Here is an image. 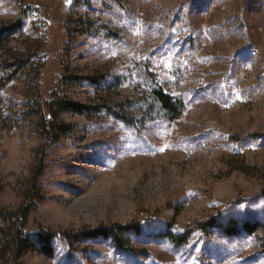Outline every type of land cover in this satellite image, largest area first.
Listing matches in <instances>:
<instances>
[{"label": "rangeland", "instance_id": "obj_1", "mask_svg": "<svg viewBox=\"0 0 264 264\" xmlns=\"http://www.w3.org/2000/svg\"><path fill=\"white\" fill-rule=\"evenodd\" d=\"M75 1L0 0V62L30 69L0 91V207L41 168L24 234L137 231L0 264H264V0ZM54 90L80 111L50 141Z\"/></svg>", "mask_w": 264, "mask_h": 264}, {"label": "trees", "instance_id": "obj_2", "mask_svg": "<svg viewBox=\"0 0 264 264\" xmlns=\"http://www.w3.org/2000/svg\"><path fill=\"white\" fill-rule=\"evenodd\" d=\"M79 0H76L77 3ZM23 14L20 13L14 22L9 24L8 26H4L0 28V51L4 49L5 44H7L8 36L14 31L20 29L23 25ZM67 23V22H66ZM65 23V27L67 29V24ZM67 33L69 35V30L67 29ZM18 55V54H17ZM25 53L19 54L18 56H12V59L8 61L0 62V73L9 72L4 77L0 78V91L5 87V85L12 80L18 73V71L24 70L28 73L30 69L27 68L29 65V58H24ZM11 60V62H9ZM11 69H14L13 71ZM32 70V69H31ZM37 70L33 73L36 74ZM62 81V79H61ZM56 90L52 92V95L48 98L45 106L48 115L51 120L47 122L44 126H42V135L46 139L52 141L57 139L60 133H63L65 128L56 124V118L61 111H72L79 113V108L75 105H66L64 101L58 100L55 96ZM155 99L160 103L161 107L173 116L177 115V111L172 102V98L163 94L162 92H155ZM1 97H0V105H1ZM42 175V170L39 168L36 171V175L33 177L31 184L29 186L28 191V199L25 203L21 205L15 212H9L0 207V220L3 223L10 224V230L8 233H4V230H0V234H3V239H0V259L6 257H12L14 260L20 259L22 256L27 253H31L34 251H38L45 257H52L53 248L52 242L56 239H64L68 245H71L77 241H85L95 239L97 237H103L105 239L111 240V242L117 248H123L122 237L124 233H134L137 231V225L133 224H123L116 225L108 228H96L91 230L81 231L76 235H69L64 232H49V231H41L34 235L24 234L23 226L35 208L36 202L38 201V196L35 193V186L37 179ZM36 201V202H35ZM6 234V236H5Z\"/></svg>", "mask_w": 264, "mask_h": 264}, {"label": "snow or ice", "instance_id": "obj_3", "mask_svg": "<svg viewBox=\"0 0 264 264\" xmlns=\"http://www.w3.org/2000/svg\"><path fill=\"white\" fill-rule=\"evenodd\" d=\"M163 151V149H161Z\"/></svg>", "mask_w": 264, "mask_h": 264}, {"label": "built area", "instance_id": "obj_4", "mask_svg": "<svg viewBox=\"0 0 264 264\" xmlns=\"http://www.w3.org/2000/svg\"><path fill=\"white\" fill-rule=\"evenodd\" d=\"M264 27V26H263Z\"/></svg>", "mask_w": 264, "mask_h": 264}]
</instances>
